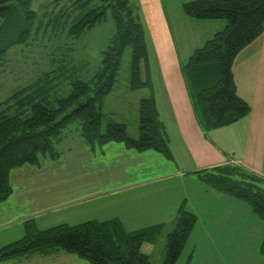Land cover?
I'll use <instances>...</instances> for the list:
<instances>
[{"label":"trees","instance_id":"trees-1","mask_svg":"<svg viewBox=\"0 0 264 264\" xmlns=\"http://www.w3.org/2000/svg\"><path fill=\"white\" fill-rule=\"evenodd\" d=\"M32 0H0V61L13 47L26 45L41 28L66 29L72 39L100 24L109 11L114 34L102 52L101 68L90 80L71 83L65 98L49 99L51 74L0 102V204L13 193L12 171L25 165L41 166L39 157L57 162L56 147L68 127L77 123L80 135L91 149L98 144L121 143L138 153L154 151L173 161L169 137L156 108L148 63L144 28L137 9L127 0H53V9L31 10ZM182 13L197 21H224L225 27L195 49L182 67L193 99L194 115L205 132L230 126L248 116L249 104L237 94L232 65L238 54L264 32V0H193L181 6ZM130 48V90L147 87L150 96L138 103V138L127 134L125 124L109 122L101 131V109L112 90L121 57ZM145 80L140 79V65ZM83 101V102H82ZM58 163V162H57ZM212 191L246 203L264 223V181L240 164H224L194 173ZM197 219L179 206L174 226L165 239L162 264H176L192 235ZM24 235L0 247V262L61 249L87 264H152L141 246H154L163 224L129 231L118 218L59 224L39 230L31 219L23 224ZM264 261V234L259 247ZM192 254L185 264H190Z\"/></svg>","mask_w":264,"mask_h":264},{"label":"rangeland","instance_id":"rangeland-1","mask_svg":"<svg viewBox=\"0 0 264 264\" xmlns=\"http://www.w3.org/2000/svg\"><path fill=\"white\" fill-rule=\"evenodd\" d=\"M52 1L32 0L31 10L41 15L43 12L41 6L47 5L46 9L48 11L53 9ZM188 1L190 0H175V3L181 10V2ZM164 2L166 5V16L172 25L174 7L170 5L169 0H164ZM173 32L175 44L178 46L179 60L181 64H185L188 59L186 57L187 49H184V46L186 44L192 47L196 43V39L187 41L191 36L189 31H186L184 38L175 29ZM113 34L114 22L109 11L106 18L100 24H97L90 30L84 31L79 39L70 38L63 26H59L56 30H51L50 28L43 30L41 28L37 33L32 35L31 40L26 45L11 48L0 61V102L6 100L17 91L35 83L46 73L51 74V84L48 87L49 99L67 97L70 94L72 82L80 80L88 83L100 70L102 52L106 50ZM215 34L209 38L211 39ZM130 68L131 53L130 48L126 47L121 57L113 90L103 101L101 131H105L106 125L109 122L125 124L128 136L132 139H137L138 103L139 100L149 97L150 91L147 87L133 91L130 90ZM253 115L255 120L263 115V113L256 109ZM65 135L68 137L63 139L60 147H56V151L61 153V164L56 163L55 165L53 163L52 165L58 168L61 167L64 171H70V173H67V178L63 177L60 184L62 186L73 187L74 190L71 194L74 195L77 194L79 189L71 186L72 181L77 185L82 183L94 185L102 182L105 187H108V185H114L122 180H128L127 178L136 180L153 176V180H155L160 174L172 171L176 169V166L178 167L174 160L169 161L154 151L141 153V155H144L142 157L138 156L136 152H127L121 143H110L104 146L96 144L91 149L80 135V128L77 123L71 124L65 131ZM222 137H229L233 141L234 149L237 150L233 158H242L238 145H235L236 142L239 141L240 143L242 140L240 138L241 135L236 131H230L223 134ZM243 144L242 141L239 146H243ZM127 153L129 156H127ZM246 158V162H250L253 165L261 162V165L264 166V154H257L253 148L249 147ZM39 160L41 163L43 162L42 156L39 157ZM50 165L47 163V167ZM26 167H29L32 172L29 169L28 171L26 169L23 170ZM133 168H135L133 171L135 177H130L128 175ZM44 170L45 168L39 169L36 166L25 165L21 169L12 171L11 184L13 194L7 202L0 204V247L16 241L24 235V230L21 226H14V216L23 212L36 211L37 203L36 208L27 207L26 211L23 210L24 206L20 207V203H23L24 196L21 195L26 190V183L32 184L38 179H43L44 182L53 185V183L47 180L49 174L44 176ZM17 175H20L19 181L22 184L21 186L16 179ZM50 177L54 181L56 180V178ZM64 179L67 180L65 181ZM185 181L187 185L189 180ZM127 182L125 181L124 184ZM157 183L158 181H153V184L150 186L136 189L132 193L130 192L131 195H134L132 198L125 199L126 197L118 196L115 199H105L100 206V213L97 216L104 217L112 206H124L127 203H132L133 209L134 205L141 206L144 202H150L153 197L159 199L160 203H166L168 200L175 198L177 200L182 198L183 184H179L175 180ZM194 184L197 185L195 182ZM189 187L190 185L186 187L188 192L191 190ZM261 187L264 190V183ZM162 189L163 192H158ZM36 192L38 194L32 193L30 195L29 201H37V198H42L38 202L40 206L47 203V200L44 199L45 196L50 195L49 198L59 196L54 195L50 188H44V184ZM189 193L188 195L191 197ZM66 194L70 195V193ZM26 200H28V197H26ZM110 200L112 202H108ZM236 203H238L239 207L232 208V216L227 217L228 221L226 225L222 220L219 221L215 213L210 215L208 223H203V219H206L207 215H198L197 220L200 226L190 236L182 257L176 264H184L185 260L183 259L186 255V250H189L191 255L194 242L196 250H194L191 264H264L259 253V247L264 234L263 220L254 214L246 203L240 201H236ZM157 206L156 209L161 207V205ZM80 209L82 207L76 204L75 208L63 211L61 209V212L58 213H51L52 211L46 210L37 217L36 226L39 230H45L63 223L69 225L79 224L74 222L85 219L81 217V219L75 221L66 220L69 213L76 210L80 211ZM226 210L228 212V207L225 208L224 206L218 212L223 211L222 215H225ZM88 216L94 215L89 214ZM232 218L233 222L231 226H234L233 231L229 227ZM236 228L245 229L239 233L235 230ZM171 230L172 227L169 228L168 232ZM201 233H204L202 238ZM217 233H220L221 238H214V235ZM208 235L212 237L209 238ZM164 249L165 239L160 242L157 250L154 251L151 259L152 264H162L164 260L163 255H165L163 252L166 251ZM48 257L44 259L42 256H37V260H33L34 262L31 263H35L36 261L38 264L39 262H45L44 264H87L86 260L76 255L67 256L62 259L56 256Z\"/></svg>","mask_w":264,"mask_h":264},{"label":"crops","instance_id":"crops-1","mask_svg":"<svg viewBox=\"0 0 264 264\" xmlns=\"http://www.w3.org/2000/svg\"><path fill=\"white\" fill-rule=\"evenodd\" d=\"M127 1L137 9V14L144 28L155 104L169 137V145L173 154V160L178 167L176 166V169L160 174L155 180H153V176L136 180L127 178L128 180H122L114 185H108V187H105L102 182H98L94 185L84 183L77 185L72 181L71 186L79 189L77 194L74 195L71 194L74 190L73 187L62 186L60 184L63 177L67 178V173H70V171H64L61 167H54L57 162L61 164L60 159L57 162L44 159L40 168H37H45L43 171L44 176L49 174L47 180L53 183V185L44 182L43 179H38L32 184H28L25 181L27 186L26 190L21 195L24 196V198L23 203H20V207L24 206L23 210L26 211L27 207L36 208L37 203V208L36 211L33 212L16 214L14 216V226H21L24 230L23 224L26 221L33 219L37 222V217L46 210L52 211L51 213H58L61 212V209L63 211L65 209L75 208L76 204L81 206L82 209L69 213L66 221H75L81 219V217L85 220H78L79 222L74 223L90 220L105 221L118 218L129 231L142 229L151 225L163 224L164 231L160 240L154 244V246L148 243H144L141 246V252L149 256L152 263L151 259L154 255V251L157 250L160 242L164 240L169 228H173L178 208L183 201L185 202L186 210L194 214L196 219L198 215H207V218L203 219V223H208L210 215L215 213L219 221L222 220L226 225L228 221L227 217L232 216V208L239 207L238 203H236L237 200H232V198L216 193L211 189H207L208 187L204 184L202 185L201 182L199 183L194 175L195 172L224 164H240L246 168V170L254 173L264 181V166L261 165L262 163L258 162L256 165H253L250 162H246V154L249 151V147L255 149L257 154H264V32L258 39L238 54L232 65L237 94L249 104L251 109L250 113L246 118L230 126L205 132L201 129L194 115L193 99L182 73L184 64H181L179 60L178 46L175 44L173 30L175 29L182 38L186 36V31H189L191 36L187 41L196 39V43L192 47L186 44L184 46V49H187L186 57L188 59L197 47H201L214 33L224 29L225 22L222 20L197 21L189 19L183 15L181 12L182 9L180 10L177 7L175 0H169L170 5L174 7L172 12L173 24L171 25L169 18L166 16V5L164 0ZM182 4L181 2L180 8ZM204 31L205 33H203ZM140 79L142 81L145 80L143 64L140 65ZM256 109L262 112L263 115L254 120L253 113ZM230 131H236L241 135L240 138H242V140L240 143L243 141V146H239V141L236 142L235 145H238L242 158H233L234 154L237 152V150L234 149L233 141L229 137H222L223 134ZM67 137L68 136L65 138ZM60 145H58V147H60ZM125 150L127 152L133 151ZM136 153L138 156H144L141 155V153ZM127 156H129L128 153ZM47 163L51 165L47 167ZM53 163L55 165H52ZM25 169L26 171H28V169L31 171L29 167L23 170ZM134 169L135 168H133L128 176L135 177L133 173ZM50 176L56 178V180L54 181ZM16 179L19 181L20 175H17ZM64 180L66 181L67 179ZM170 180H175L179 182V184H183V196L179 200L175 198L168 200L166 203H160L159 199L153 197L150 202H144L141 206L134 205L133 209L132 203H127L124 206H112L104 217L97 216L100 213V206L105 199H115L118 196L126 197L125 199L132 198L134 195H131L130 192L132 193L136 189L150 186L153 184V181H158L157 184H159ZM185 180H189L187 185H190V193L186 188L188 186ZM125 181L128 182L124 184ZM194 182L197 185H195ZM43 184L44 188H50L54 195L59 196L49 198L50 195H47V197L44 195V199L47 200V203L40 206L38 202L41 201L42 198H37V201H29V199L32 193H37L36 190L43 187ZM19 185H22L20 181ZM158 192H163V189ZM66 193H70V195ZM26 197H28V200H26ZM108 202L112 201L110 200ZM157 205H161V207L156 209L158 207ZM224 206L225 208L228 207V212L226 210L225 215H222L223 211L220 213L218 211ZM89 214L94 216H88ZM232 222L233 218L229 223V227H231L233 231L234 226H231ZM198 226L200 225L197 220L193 232ZM244 229L245 228H236L235 230L241 233ZM203 235L204 233H201V238ZM211 237L212 236H209V238ZM218 237L221 238L220 233L214 235L215 239ZM194 250H196L195 242L191 250L193 252L190 264L192 263ZM189 255V250H186V255L183 259L185 260L184 264ZM37 256H42L44 259L47 256H56L62 259L72 255L58 249L50 254L19 257L2 261L0 264H38L36 261L35 263H31L34 262L33 260H37ZM44 263L45 262H39V264Z\"/></svg>","mask_w":264,"mask_h":264}]
</instances>
